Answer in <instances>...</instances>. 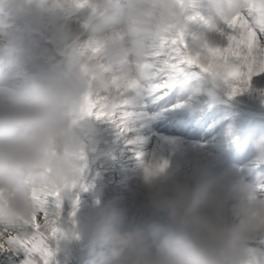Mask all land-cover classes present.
<instances>
[{"label":"clouds","instance_id":"9594fccd","mask_svg":"<svg viewBox=\"0 0 264 264\" xmlns=\"http://www.w3.org/2000/svg\"><path fill=\"white\" fill-rule=\"evenodd\" d=\"M185 4L88 0L80 6L78 0H62L50 5L59 9L50 22L61 26L72 11L84 10L83 34L100 50L79 52L67 59L62 71L0 100V218L6 223L30 220L39 210L35 193H70L68 186L78 181L84 167V160L74 155L82 150L74 130L85 97L105 96L101 107L115 114L123 112L130 90L151 93L165 68L149 54L161 39L185 27ZM213 6L226 16L248 15L251 27L264 32V0H213ZM204 77L207 84L193 86L189 95L221 101L223 83ZM130 82L134 89L127 87ZM188 109L196 113L202 105L190 103ZM254 149L256 160L264 164V136L254 142ZM137 192L144 205L166 215L168 224L125 226V213L111 206L79 215L66 234L87 241L89 264H264L249 248L264 239L260 186L233 183L227 173L195 166L181 171L160 158L142 157Z\"/></svg>","mask_w":264,"mask_h":264},{"label":"rangeland","instance_id":"374dc122","mask_svg":"<svg viewBox=\"0 0 264 264\" xmlns=\"http://www.w3.org/2000/svg\"><path fill=\"white\" fill-rule=\"evenodd\" d=\"M23 1V0H20ZM62 0H44L41 4V8L39 9L38 7L31 6L30 8L27 9L25 16L26 20L23 22V16L19 18V22L22 24L21 26H25V23H30L29 28L32 30V32H36V35H40L39 37H42L45 41L47 39H56V43L51 40L49 44H46L47 42L44 41V45H40V48L38 46V38L34 40L35 44H31L32 51H30L29 54H26V57L19 56V62L20 60L22 61L23 59L26 60L27 66L29 68H33L32 71H36L39 74L44 77L46 74L54 71H62L65 67L66 61L69 57L77 55L85 46L91 43L90 39H88L85 35V38L81 44H74L75 39L77 37H80L81 35H77L74 39H69V37L65 34V31L67 32L68 28V19H66V22L63 24V26L59 24H53L50 22L51 20V15L54 11H59V9H53L50 7V5L60 3ZM19 3V2H18ZM77 10L72 11L71 13H75ZM68 14L67 17L69 15ZM196 16L195 19H193L191 23V27L194 30L196 36H195V48L196 46H199L200 44L207 42L211 46H216L215 45V40H216V33L213 29V19L214 16L206 13L207 15H203L200 17L199 12L195 11ZM18 15V13H16ZM203 14V13H202ZM84 17H81L79 15L75 16V21H83ZM196 21V22H195ZM46 25L47 31H42L38 27H42ZM62 27L61 33L57 32V27ZM25 28V27H24ZM8 34V33H6ZM55 36V37H54ZM60 41L62 43V46H68L70 45L71 48V56L64 54L63 47L58 48L57 42ZM195 70V69H191ZM180 73H175V76L178 77ZM197 75V74H196ZM16 76V75H14ZM43 80V79H42ZM41 80V81H42ZM254 83V86L243 93H240L239 95L232 96L228 94L227 91L223 90V95L222 98H224L227 102L228 105H234V107L240 112L242 116V121L241 123H229L226 120V116H222L221 112L217 109L214 111V120L213 122L215 123L218 122V124H222L223 128V133L222 135H227L231 136L232 139H237L240 136V133L244 134V125L246 124L245 121L246 119H251V117L254 118V123L253 127H256V131H259L258 133L254 132L256 137H254L256 140L264 136V74H261L259 76H254L251 80ZM23 84V83H21ZM21 89V88H19ZM149 95L148 93L145 95L144 93L137 94L135 92L133 96L128 97V103L131 105L132 108L138 109L137 112L143 115V119L140 121H137L136 119L134 121V127H142V126H151L152 120H147L146 116L149 114L148 110L152 113L155 112L154 109L148 106L149 102L151 99H147ZM228 97L231 99H228ZM177 98L183 99V93L181 95H177ZM131 101V102H130ZM127 103V104H128ZM242 104H247L250 107H243ZM129 105V106H130ZM140 105H144L145 108H141ZM126 106V104L124 105ZM128 106L127 112H130L132 108ZM262 111H259V109ZM147 109V110H146ZM124 111V108H123ZM223 113V112H222ZM128 115V114H126ZM140 115H138L139 117ZM122 117H124V114L122 112ZM87 121L91 122L90 119L91 117H84ZM127 120L125 117L122 119V123ZM122 124L120 122H117V124ZM117 124L112 125V128H114V132L117 133L119 128H117ZM136 124V125H135ZM261 126V128H259ZM239 128V130L243 131H236V129ZM85 137H89L91 140H93V146H88V143L86 144L83 140V145H82V150L84 152V167L83 171L80 174V177H83L82 174H84L83 179L86 177V173H89L90 167H91V154L97 153V155L101 154V151L104 152L99 147V137H97L96 134H91L90 132V126H86L85 132L83 131ZM254 135V136H255ZM88 139V138H87ZM138 138H134V141H137ZM82 144V143H81ZM169 144L171 148L173 149L174 153L176 156H174V159L172 161H167L170 166L173 168L179 169L182 166V163L188 162L189 165L192 167H198L201 169H210V163L205 162L204 160L200 159L198 156H189L186 161L184 158V152L180 151V146L178 144L169 141ZM117 154L119 158H121V153H111V155ZM124 157V156H123ZM153 157V156H152ZM150 157V158H152ZM147 159V158H146ZM184 161V162H183ZM135 166L139 165V170H140V161H135ZM120 164V163H118ZM124 166L121 164V166H118V170L120 171L123 169ZM91 173H89L87 176H89ZM127 178V184H124L123 187H127L126 190H122L123 192H126L128 188L132 187V181ZM138 178V175H137ZM233 178H239L241 180L240 175H235ZM79 179L77 183H79V191L83 189V181L81 180L79 182ZM232 179V177H231ZM119 181H124V175H120ZM138 182V180H136ZM242 181V180H241ZM245 181V180H244ZM248 183V182H247ZM92 186V185H91ZM75 188H73L70 193L67 196L62 197L61 200V208H60V217L57 222V226L60 229V234L58 235V238L53 241L52 248L54 251V257L52 259L51 264H71L72 262H75L77 258H79L80 253H89V249L87 246V241L86 240H73L71 239L67 234H66V228L72 224L74 219L78 217L79 215L87 212H93L96 210V205L98 203V207L100 205L99 199L100 196L98 195L99 193L96 191L95 193H92L87 196V190L85 189V197L82 200V203L77 205V202L75 203V206L73 204L75 198L72 197V194L75 192ZM98 193V194H97ZM125 203L123 204L122 207H117V210L122 211L125 213L127 217V223H137L142 226H147L149 223H152L153 221L161 223V224H168V220L165 214L157 212L149 207L145 206H139L136 204L129 205L128 201L125 198ZM52 205L55 206V204L52 202ZM79 207V208H78ZM148 208L147 210L150 211L149 214H145L143 210L145 208ZM78 209V211H77ZM97 211V210H96ZM69 212L68 216L67 213ZM71 217V218H70ZM0 259V264L1 263Z\"/></svg>","mask_w":264,"mask_h":264},{"label":"snow or ice","instance_id":"6c2138e0","mask_svg":"<svg viewBox=\"0 0 264 264\" xmlns=\"http://www.w3.org/2000/svg\"><path fill=\"white\" fill-rule=\"evenodd\" d=\"M78 2L83 6L88 0ZM177 2L183 5L184 0ZM225 23L230 30L227 33L226 46H211L204 42L197 48H190L185 41L183 28L161 39L157 48L149 54V59L163 65L171 74L184 72L186 68L195 69L197 75L221 81L232 96L248 91L252 78L264 74V32L253 29L250 17L244 13L226 16ZM99 50L98 45L90 43L80 52L98 53ZM127 87L134 89L136 85L130 82ZM166 87V83L157 84L153 91L166 94ZM105 99L100 94L86 96L82 117H94L97 120L107 118L114 123H122V112L108 113L101 107ZM74 155L84 160L83 150ZM76 186L77 181L68 187L71 191ZM260 191L264 195V185L260 186ZM34 198L39 201V210L30 220L6 223L0 218V229L11 233L9 235L0 232V252H9L14 256L22 253L19 264H51L54 257L52 244L60 234L57 221L60 217L62 196L59 190H47L35 193ZM50 202H54V209L49 207ZM75 203L76 201L73 202L74 206Z\"/></svg>","mask_w":264,"mask_h":264},{"label":"bare ground","instance_id":"6f19581e","mask_svg":"<svg viewBox=\"0 0 264 264\" xmlns=\"http://www.w3.org/2000/svg\"><path fill=\"white\" fill-rule=\"evenodd\" d=\"M191 0H189L190 2ZM185 6V12H186V23L184 27V33H185V41L188 44L190 48H195V32L191 28V20L188 19V17H192L193 13L190 12V4ZM212 12L215 13L217 16L215 17L213 21V29L215 31L216 40L215 45L216 46H226L227 41V33L230 31L227 27V25L220 29V25H225V17L224 13L213 7ZM69 34L71 37H73L75 34L80 33L83 31L82 29V23L75 22L73 19L69 20ZM220 29V30H219ZM84 34L79 37V39L76 41L77 44H81L84 40ZM198 46H196L197 48ZM26 63V62H25ZM24 69H27L28 75L25 77L26 83L30 84L35 81H40L41 77L39 75H36V73L28 71L29 69L24 67ZM163 78H169L173 77L174 74L169 73L167 69H165L164 72L161 73ZM197 84H207V81L205 80V77L203 75H198L195 79L192 80L190 83V86H195ZM254 86V83L251 81V87ZM187 86L186 85H179L175 91L180 93H186ZM229 93L230 90L228 88H224ZM249 89V90H250ZM239 95V94H237ZM204 99L208 98L206 95L203 97ZM193 99L191 96L187 98V100ZM190 103V102H189ZM189 104L182 105L188 106ZM152 108H155L159 111V113L163 114L165 116L166 114V107L163 101H159L157 103L151 104ZM181 107V108H182ZM215 107L224 114H229L228 121L230 122H238L241 123L242 116L240 115V112L238 110H235L234 107L228 105L225 103V99H221V101L216 102ZM182 108V109H184ZM125 110V109H124ZM178 110V109H177ZM234 113H231L234 111ZM134 112V110L132 109ZM163 116H155L154 117V127L155 129L163 131V135H160L159 137H154L153 134H151V131L153 129L149 127H143L142 131H145L147 134H149L143 141L137 142L135 145L136 150L132 154L128 153L122 149V143L121 141L123 138H131L132 136H135L139 131L138 129L134 128V125L123 127V130H121L119 133H114V128H112V125L114 124L113 121L104 118L97 120L93 117V128H91V132L93 134L101 135L102 137L99 138V147L103 151H101L100 155L91 154V167L89 170V173H91L85 180L86 182V188L89 194L92 195V193H95L96 191L100 196L99 202V208L102 209L106 206H111L114 209H117V207H122L125 203V198L128 201L129 205H139V206H145L141 196L137 192V175L139 174V165L135 166V161H140V159L143 158H150V157H157L165 161H172L174 159V156L176 154L174 153L173 149L169 146L168 140L174 141L180 146L181 151L184 153H187L188 149L193 148L192 142L185 138L191 137V138H203V136L206 135V137H212L215 135L217 129H211L213 128L212 125L209 124L210 118L208 115L202 116L200 119H195L192 115H189V118L183 122L179 123L176 121L173 117L165 118ZM87 126V122L82 117L80 122L78 123L77 127L74 130V134L80 138V140L83 139V131L85 130V127ZM122 126V125H120ZM130 128V129H129ZM261 128V126H259ZM127 129V130H126ZM129 129V130H128ZM252 130V129H251ZM256 130V128H255ZM254 133V129L252 131ZM205 137V138H206ZM210 139V138H209ZM209 139H206V141H210ZM115 147L112 149V146ZM112 149L109 151V149ZM194 150V149H192ZM121 153V158L118 157L117 154L111 155V153ZM127 156V158L123 156ZM187 157V156H186ZM125 165L123 170L119 171L118 166L120 164ZM191 166L186 163H182L181 168L178 170H187L190 169ZM216 174H223L224 172L221 170L222 167L217 168ZM118 170V171H117ZM228 170V169H227ZM264 167L262 169L257 168L253 172V181L256 183V185L261 186L262 183H264V178L262 177V173L264 172ZM229 171V170H228ZM230 172V171H229ZM88 173V174H89ZM236 173L235 171L233 172ZM232 173V174H233ZM120 175H124V181H119ZM131 179L132 181V187L128 188L126 192H123L122 190H126L127 187H123L124 184H127V178ZM233 183H236L235 181H232ZM237 184V183H236ZM92 185V186H91ZM122 189V190H121ZM50 208L54 209L53 206H50ZM249 248L251 249V254L262 261H264V239H257L256 241L252 242V244L249 245ZM7 254H11L9 252H6ZM22 253L18 256L22 258ZM90 259V258H89ZM81 261H84V259H81Z\"/></svg>","mask_w":264,"mask_h":264}]
</instances>
